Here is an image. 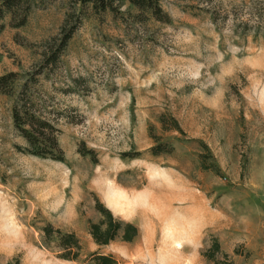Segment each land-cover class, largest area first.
<instances>
[{
	"label": "rangeland",
	"instance_id": "obj_1",
	"mask_svg": "<svg viewBox=\"0 0 264 264\" xmlns=\"http://www.w3.org/2000/svg\"><path fill=\"white\" fill-rule=\"evenodd\" d=\"M24 1L0 33V77L17 74L0 92V264H264V0H159L162 20L128 0ZM17 104L55 125L64 161L29 152ZM99 204L137 236L99 246Z\"/></svg>",
	"mask_w": 264,
	"mask_h": 264
},
{
	"label": "trees",
	"instance_id": "obj_2",
	"mask_svg": "<svg viewBox=\"0 0 264 264\" xmlns=\"http://www.w3.org/2000/svg\"><path fill=\"white\" fill-rule=\"evenodd\" d=\"M76 1L97 5L95 0ZM128 1L131 6L141 10H148L153 16L162 20L163 9L159 0ZM30 9V4L24 0H0V33L4 31V24L2 22L8 14L12 16L13 26L19 28L26 23ZM16 77L17 74L14 73L0 77V92L13 95L15 89H13L12 82L15 81ZM12 116L19 134L28 141L29 152L32 155L64 161V153L58 142V132L53 123L41 116L35 115L26 108V105L17 104L13 109ZM162 125L165 130H176L182 133V129H180L175 119H172V125L168 126L165 118H163ZM169 146L168 144L160 143L158 146L152 148L151 151L157 156L166 152L163 148H168ZM169 150H172L171 147ZM97 206L98 212L102 215V220L100 224H94L91 227V235L99 246L107 245L114 241L121 230H123V237L127 241H131L137 236L138 231L134 224H124L122 221L114 218L113 213L107 207L101 204ZM42 232L47 244L54 243L57 245L61 258L68 261H79L81 259L82 244L74 232L65 233L60 229H55L51 224L45 226ZM93 257L97 264H116L112 256L95 253Z\"/></svg>",
	"mask_w": 264,
	"mask_h": 264
},
{
	"label": "bare ground",
	"instance_id": "obj_3",
	"mask_svg": "<svg viewBox=\"0 0 264 264\" xmlns=\"http://www.w3.org/2000/svg\"><path fill=\"white\" fill-rule=\"evenodd\" d=\"M181 245V244H180ZM180 245H177V246H179L180 247Z\"/></svg>",
	"mask_w": 264,
	"mask_h": 264
}]
</instances>
